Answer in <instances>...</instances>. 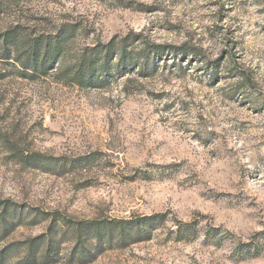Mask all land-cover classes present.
<instances>
[{"label": "rangeland", "instance_id": "obj_1", "mask_svg": "<svg viewBox=\"0 0 264 264\" xmlns=\"http://www.w3.org/2000/svg\"><path fill=\"white\" fill-rule=\"evenodd\" d=\"M15 22L77 23L73 51L135 32L199 56L113 73L104 88L0 61V134L51 160L27 165L0 143V200L23 211L0 250L44 234L36 264H264V0H2L0 31ZM156 213L150 233L119 239L112 226L76 247L77 223Z\"/></svg>", "mask_w": 264, "mask_h": 264}, {"label": "trees", "instance_id": "obj_2", "mask_svg": "<svg viewBox=\"0 0 264 264\" xmlns=\"http://www.w3.org/2000/svg\"><path fill=\"white\" fill-rule=\"evenodd\" d=\"M2 0H0L1 2ZM86 34H81L79 24L64 22L52 30L37 29L23 22H15L0 31V61L11 65L17 76L36 79L51 73L64 77L63 83H71L80 88H104L108 85L113 73L136 72L148 76L153 72L157 60L185 55L198 57L194 46L155 43L142 34L130 32L123 37L113 36L109 41H96L85 44L76 51L72 50L73 42ZM62 81V80H61ZM0 143L12 155L21 156L24 163L33 167L47 168L50 158L42 153H24L17 145L0 134ZM22 210L12 201L0 200V240L18 225ZM166 215L156 213L136 220L105 219L101 221H84L76 224V247L84 246L90 238L111 239V227L118 229V238L132 236L130 226L137 228L147 225L145 233L151 227L163 223ZM59 225H67L65 218L59 217ZM84 239H83V238ZM23 250L12 248L13 243L0 250V264L10 256L16 258L15 264H36L37 254L41 260L48 259L50 239L46 235L24 240ZM52 262H47L51 264Z\"/></svg>", "mask_w": 264, "mask_h": 264}]
</instances>
